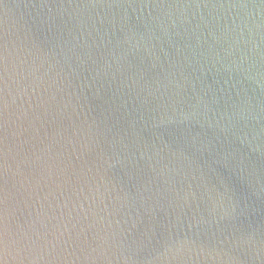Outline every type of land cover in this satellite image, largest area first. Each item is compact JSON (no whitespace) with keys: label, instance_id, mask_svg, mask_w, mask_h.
I'll return each mask as SVG.
<instances>
[{"label":"water","instance_id":"1","mask_svg":"<svg viewBox=\"0 0 264 264\" xmlns=\"http://www.w3.org/2000/svg\"><path fill=\"white\" fill-rule=\"evenodd\" d=\"M0 264H264V122L171 0H0Z\"/></svg>","mask_w":264,"mask_h":264}]
</instances>
